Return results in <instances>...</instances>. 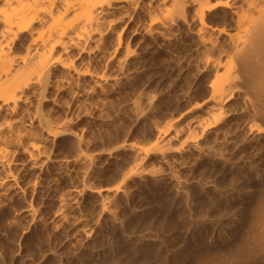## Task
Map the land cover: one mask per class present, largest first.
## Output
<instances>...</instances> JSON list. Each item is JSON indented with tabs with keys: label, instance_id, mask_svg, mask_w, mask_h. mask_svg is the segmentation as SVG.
<instances>
[{
	"label": "bare ground",
	"instance_id": "bare-ground-1",
	"mask_svg": "<svg viewBox=\"0 0 264 264\" xmlns=\"http://www.w3.org/2000/svg\"><path fill=\"white\" fill-rule=\"evenodd\" d=\"M179 21L192 26L198 62L211 72L206 95L163 125L155 122L152 142L131 144L135 162L121 182L145 172L144 161L153 154L158 163H167L165 175L186 194L189 180L179 173L185 164L175 157L183 146L222 163L253 147V155L233 162L259 174L258 205L250 213L236 210L227 224L214 222L195 240L246 227V252L264 259V0H0V215L39 185L38 177L24 181L29 170L95 165V155L81 148L83 137L73 117L58 115L57 109L87 108L89 97L104 91L108 81L129 77L127 61L140 55L139 42L170 40ZM63 93L70 98L63 99ZM140 95L130 102L137 115L144 111L142 103L151 107L154 102L152 94ZM97 103L94 109L103 111L104 101ZM62 134L76 140V156L63 159L50 152V143ZM85 186L100 196L101 211L117 220L112 189ZM78 193L74 189L57 197L60 220L68 217ZM19 213L31 223L44 222L32 202ZM82 222L85 233L88 219ZM186 243L172 249L163 263L184 258L192 241ZM50 254L61 260L59 251ZM25 263L37 264L32 258ZM0 264L8 263L0 258Z\"/></svg>",
	"mask_w": 264,
	"mask_h": 264
},
{
	"label": "rangeland",
	"instance_id": "rangeland-1",
	"mask_svg": "<svg viewBox=\"0 0 264 264\" xmlns=\"http://www.w3.org/2000/svg\"><path fill=\"white\" fill-rule=\"evenodd\" d=\"M191 28L179 21L170 40L145 38L139 42L140 55L127 61L129 77L117 83L108 81L104 91L89 97V106L82 111L57 109L58 115L73 117L83 137L81 148L95 155V165L90 169L83 164L45 165L38 173L29 170L24 181L38 177L39 185L25 199L12 200L0 215V258L4 262L26 264V258H32L37 264H165L172 249L192 241L184 258L169 264H264L263 258L246 252V227L233 235L225 231L223 236L195 240L200 233L211 231L214 222L227 224L236 210L250 213L258 205L259 174L233 162L240 155H253V147L222 163L183 146L175 157L185 164L179 173L189 180L186 194L179 193L165 175L167 163H158L153 154L144 161L145 172L121 182L135 162L131 144L152 142L157 134L155 122L163 125L206 95L212 75L198 62V43ZM135 37V41L140 39V35ZM96 64L104 67L101 62ZM108 71L115 72L110 67ZM85 85L89 87L88 79ZM147 93L154 96V102L150 107L142 101L144 111L137 115L130 102ZM62 98L70 96L63 93ZM100 99L104 101L101 112L94 109ZM49 150L63 159L79 152L69 134L57 136ZM85 184L112 189L117 220L101 211L100 196ZM74 189L79 193L68 217L60 220L57 197ZM28 201L39 209L44 222L31 223L19 213ZM84 217L88 219L85 233ZM51 250L59 251L61 260Z\"/></svg>",
	"mask_w": 264,
	"mask_h": 264
}]
</instances>
